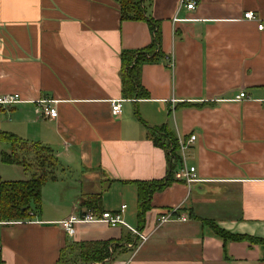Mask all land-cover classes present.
Returning <instances> with one entry per match:
<instances>
[{
  "label": "crops",
  "instance_id": "crops-1",
  "mask_svg": "<svg viewBox=\"0 0 264 264\" xmlns=\"http://www.w3.org/2000/svg\"><path fill=\"white\" fill-rule=\"evenodd\" d=\"M194 1H146L165 57L141 66L149 98L134 99L122 94L120 55L150 44L147 21L122 20L116 0H0V97L21 100L0 104V131L56 159L32 218L0 220V264H59L63 251L62 262L90 264L76 253L94 242L113 247L100 264H264V0ZM240 91L246 98L234 100ZM42 100L55 101V118L42 114ZM112 100H121L118 114ZM160 126L177 140L176 161L150 137ZM190 135L185 161L198 181L187 184L179 143ZM3 165L29 176L18 180L35 171ZM170 170L172 183L152 194L140 223L134 181ZM90 197L100 210L125 204L124 221L149 239L135 252L123 245L133 239L127 228L102 223H79L68 236L59 221ZM170 208L186 220L158 225ZM211 223L245 238L223 239Z\"/></svg>",
  "mask_w": 264,
  "mask_h": 264
},
{
  "label": "trees",
  "instance_id": "trees-1",
  "mask_svg": "<svg viewBox=\"0 0 264 264\" xmlns=\"http://www.w3.org/2000/svg\"><path fill=\"white\" fill-rule=\"evenodd\" d=\"M119 4L120 17L122 20H144L147 21L151 31V42L144 48L137 50H123L121 60V83L122 94L126 98L148 99L149 93L141 85V66L147 63H157L164 59L165 55L161 50V35L159 22L153 20L146 14L147 0H116ZM209 105H212L211 103ZM164 138L161 140L159 136ZM150 137L153 143L162 147L167 154L168 160L176 161L177 140L164 131L163 126L150 128ZM0 142L10 146V152H1L0 161L3 164H16L26 168L33 164L35 171L26 180H0V220L26 221L32 218L31 205L37 209L41 204V190L45 182L52 179L51 168L54 167L56 159L45 148L32 145L27 147L25 140L5 131H0ZM33 150L31 162L25 158V153ZM43 153L45 155H43ZM43 155V156H42ZM46 167H49L47 170ZM171 170L165 178L155 181H134L137 196V218L139 222L144 221V215L150 207V199L155 191H161L172 183ZM92 199V200H89ZM86 207L102 211L98 207L95 198L90 197ZM214 232L223 239L241 240L245 236L229 233L215 224L211 223ZM113 250V248H112ZM70 253V252H69ZM64 251L59 258V264H67L68 260L62 262L64 256L69 257ZM107 242L81 243L77 248L76 256L85 263L103 261L108 256ZM1 252H0V262Z\"/></svg>",
  "mask_w": 264,
  "mask_h": 264
},
{
  "label": "built area",
  "instance_id": "built-area-1",
  "mask_svg": "<svg viewBox=\"0 0 264 264\" xmlns=\"http://www.w3.org/2000/svg\"><path fill=\"white\" fill-rule=\"evenodd\" d=\"M185 7L187 9H194L196 2L194 0H183ZM243 17L248 20H255L254 12L248 10L244 12ZM258 30H264V23L258 22L257 23ZM246 98V95L243 91H240L234 98V100H242ZM20 98L18 94L13 95H5L0 97V104H13L20 102ZM120 101L121 100H112L111 101V112L113 114H118L120 111ZM41 104V112L43 115L49 118H55L57 116V110L55 107V101H47L42 100L39 101ZM195 135H190L188 140L180 141L179 143V151H180V162L178 165V174L181 179L187 183L191 184L192 182L198 181L195 168L193 166H189L185 161V152L188 146L195 140ZM126 205L123 204L120 206L118 210H102L97 211L91 208L85 207V209L79 213L71 214L67 218L62 219L59 221V225L65 231V233L72 237L75 233V226L79 223H102L108 227H116V226H123L127 228L131 234L133 235L132 240H127L123 245L126 248L132 249L137 252L141 246L149 239V233L144 232V230L140 228H132L124 221L123 213L125 211ZM186 217L179 214L176 208H170L163 213H161L157 217V224L161 225L168 222H175V221H185ZM112 246L108 247V253H111ZM133 251V252H134ZM110 256H107L103 261L99 262H92L90 264H100L109 259ZM123 264H130V262H126Z\"/></svg>",
  "mask_w": 264,
  "mask_h": 264
},
{
  "label": "rangeland",
  "instance_id": "rangeland-1",
  "mask_svg": "<svg viewBox=\"0 0 264 264\" xmlns=\"http://www.w3.org/2000/svg\"><path fill=\"white\" fill-rule=\"evenodd\" d=\"M0 146H2V145L0 144ZM1 149H3V147H0V150ZM32 152H33V150H31V154H32ZM43 155H45V154L43 153ZM7 170L9 172H7ZM0 177L7 179V180H18V179H23L22 177L28 178L29 176L26 173H22V169H21V171H19L18 169H12L11 167H8V165H3V163L0 161ZM42 205H44L43 202H42ZM133 206H135V205H133ZM31 207H33V210H35L34 205H31ZM49 207L50 206H42V208H45V209H47Z\"/></svg>",
  "mask_w": 264,
  "mask_h": 264
}]
</instances>
